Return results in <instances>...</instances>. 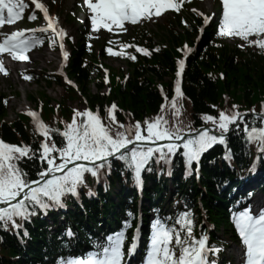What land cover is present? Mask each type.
Returning <instances> with one entry per match:
<instances>
[{
    "label": "snow or ice",
    "instance_id": "6c2138e0",
    "mask_svg": "<svg viewBox=\"0 0 264 264\" xmlns=\"http://www.w3.org/2000/svg\"><path fill=\"white\" fill-rule=\"evenodd\" d=\"M184 2L185 0H83L93 30H113L114 26L123 29L126 21L135 23L142 18L150 19L167 9L180 11ZM32 3L35 9L42 10L47 18L46 25L39 29L22 28L4 34L0 40V53L10 52L19 60H28L26 53L29 49L45 39L44 35L36 34L38 31L50 33L49 39L59 36V46L62 50L65 48L63 37L67 32L63 27L57 26V18L50 15L47 4L42 0H32ZM28 7L26 0H0V26L21 19ZM194 11L203 17V23L199 27V32L203 33L204 26L209 24L212 16L196 9ZM36 16V11H32L28 18L35 19ZM25 33L31 35L26 36ZM216 35L239 37L247 44L258 46L264 51V0H222V17L219 19ZM199 38L198 36L197 40ZM52 42L56 43L54 39ZM239 46L244 47L243 44ZM120 47H135L141 53L152 54L148 47L139 44L121 42ZM183 50L185 58L177 61L175 94L171 97L175 116L180 115L177 97L184 95L181 78L185 71L186 57L193 48L185 43ZM107 51L112 53L114 50L109 47ZM63 55L67 58L69 52L65 50ZM119 55L136 59V55L129 51H121ZM0 68L8 71L2 63ZM117 108L115 102L105 106L110 118L108 123L103 122L99 106L96 110H75L72 120L63 122V129L49 125L36 111L29 109L28 114L34 119L36 131L44 138L38 146L33 147L23 141L6 142L0 137V229L14 231L23 242V237L30 235L24 226L25 221H30L32 216L40 212L47 215L50 209L66 208L64 198L67 195L79 200V188L87 185L86 174L92 175L99 182L104 169L111 173L114 159L123 163L122 174L124 171H131L132 181L142 190V173L145 170L152 171L153 161L167 164V174L171 175L173 159L179 153L185 166V178L195 171L196 178L199 179L202 156L217 143L224 146L223 157L230 160L232 150L228 145V133L234 131L239 135L241 125L245 144L259 142L260 150L264 151V114L256 112L255 108L240 111L238 105H232L230 110H220L218 115L201 113L203 123L199 127H192L191 122L184 125L179 120L169 124L161 114L145 118L143 122L136 120L125 124L116 119ZM163 108L162 104L161 111ZM56 136L60 137L59 141ZM26 160L36 162L35 178L28 168L22 166ZM259 161L260 156H257L252 164L253 171ZM209 162L214 163L215 157ZM193 163L196 165L195 169L192 168ZM159 171L163 174V169ZM224 183L227 184L228 181L225 180ZM104 187L107 190L106 179ZM94 194L89 187L87 195ZM248 195L250 197L252 193L249 192ZM127 217L122 222V227L109 233L103 241L91 237L93 246L85 255L66 258L61 256L57 264H129L132 255L137 251V234L141 227L140 224L136 225V234L132 236L125 251L126 230L132 227L134 218L131 209L127 210ZM233 219L246 246V259L243 264H264V207L255 214L251 206L245 207L234 212ZM150 227L149 243L140 264H219V253L223 250V245L210 244L209 233L203 225L200 226V234H194V213L187 203L174 219L171 215L165 219L157 214L150 222ZM64 237L68 239L65 240ZM75 237L76 232L72 224L68 223L58 238L61 239L62 246H68Z\"/></svg>",
    "mask_w": 264,
    "mask_h": 264
},
{
    "label": "trees",
    "instance_id": "16d2710c",
    "mask_svg": "<svg viewBox=\"0 0 264 264\" xmlns=\"http://www.w3.org/2000/svg\"><path fill=\"white\" fill-rule=\"evenodd\" d=\"M185 33L178 32L172 41L170 47L161 48L151 58H144L135 63H129V76L125 83L123 79L116 83V88H113L110 95L101 91L102 83H96V87L100 89L98 92H93L89 87L91 84V71L93 63L83 65L82 50L73 58L69 66V73L80 86L81 95L85 96L92 107L99 106L103 109L105 103L112 99L118 102V111L116 119L118 121L129 123L135 120L145 119L155 115L163 104V90L165 93H171L172 81H170L175 70V55L178 54L174 49L176 44H180L184 38L194 35L191 27L185 28ZM207 47H203L206 46ZM100 70V69H99ZM221 73L223 75L221 76ZM57 82H60L58 77H55ZM45 85L51 86L53 81L51 78L45 79ZM39 84H41L39 82ZM162 84L164 89L159 88ZM184 101L182 102L183 110H186V115L190 113V119L195 123H200L201 113H214L212 105H220L225 103V95L228 94L232 100L250 106L252 104H260L264 98V57L256 53H248L238 50L235 47L221 46L219 49L210 43L206 38L200 46L197 54L193 55L187 66L184 82ZM69 93L73 97L81 99L78 92L72 88H68ZM40 98L45 99L43 109L44 117L49 121V125H53L56 113L52 106V99L47 96L46 91H41ZM33 102H38L34 96L29 95ZM264 104V101H263ZM181 107V106H180ZM60 117L69 116L72 109L69 105L63 104L59 108ZM6 109L2 107L0 102V137L6 142L32 144L33 147L38 146L40 136L37 133L32 122L22 114L12 122L6 121ZM57 114V115H59ZM186 121V120H183ZM56 139L59 140L58 136ZM241 142L237 139H231L230 145L241 153ZM239 147V148H238ZM220 147H215L212 154L217 153ZM237 151V152H236ZM211 154V155H212ZM222 162V161H221ZM35 161H25L22 166L28 168L30 172L35 168ZM223 164L204 165L202 184L199 185L195 179H190L186 183L181 181L180 174L174 180V183H182L184 187L192 191L193 196L197 199L202 196L205 205L210 209L213 217L218 223H226V210L223 201L228 199L226 191H221L216 187L215 182H220L222 177L226 175L220 169ZM113 180L118 179L121 183L120 176L114 173ZM159 186V184H156ZM188 191V189H187ZM147 196H150L149 191H146ZM88 203V202H86ZM90 203V202H89ZM95 204L88 207V215L91 223H97ZM226 226V225H225ZM41 227L34 232V241L29 244L28 255L38 257L39 251L42 249L43 241L45 242V233L41 232ZM4 233L2 234V236ZM1 236V234H0ZM17 241L9 234H5V239L0 240V264H15L12 263L11 257L18 253Z\"/></svg>",
    "mask_w": 264,
    "mask_h": 264
},
{
    "label": "rangeland",
    "instance_id": "374dc122",
    "mask_svg": "<svg viewBox=\"0 0 264 264\" xmlns=\"http://www.w3.org/2000/svg\"><path fill=\"white\" fill-rule=\"evenodd\" d=\"M54 1V0H53ZM58 4H57V9L56 11L59 12V6H62L63 11L64 9L68 8V10L70 9V7H72V3L73 0H57ZM211 1L203 3L202 7L209 11L211 8ZM60 16H63L62 11L60 12ZM69 26V25H68ZM69 28L73 29L74 34L77 36L76 31L74 29V27L69 26ZM34 64H28V65H24L22 67H33L34 69H36L37 72L42 71L43 69L46 70H55L58 66V59L57 56L53 55L52 53H50L48 50L42 51L37 53L34 56ZM105 62L112 67L115 68H122L125 67V64L122 61L116 60V59H111V58H107L105 60ZM1 75V74H0ZM11 88H15L20 90L21 95L18 98L12 99L10 101V105H9V110L7 112V120L11 121L16 117V114L19 111H26L28 110V108H33V104H31L28 99H27V95L31 94V95H37L39 91H41V87L35 85V84H29L26 82H22L20 80V78L17 75H12L9 80H7L6 78H3L2 76H0V91L1 92H5V93H10L13 89ZM92 91H96V88H93ZM49 95L51 97H53L54 99H59L60 96L62 95L63 91L61 88L59 87H53L52 89L48 90ZM84 104H81L80 102L74 103L75 107H82Z\"/></svg>",
    "mask_w": 264,
    "mask_h": 264
}]
</instances>
